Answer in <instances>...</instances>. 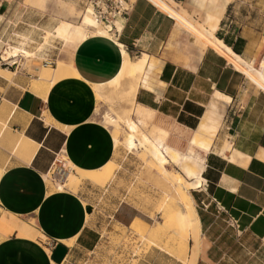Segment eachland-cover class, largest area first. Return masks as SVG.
Masks as SVG:
<instances>
[{
	"label": "crops",
	"instance_id": "obj_1",
	"mask_svg": "<svg viewBox=\"0 0 264 264\" xmlns=\"http://www.w3.org/2000/svg\"><path fill=\"white\" fill-rule=\"evenodd\" d=\"M16 2L0 0V29ZM118 21L116 39L66 35L69 63L57 62L76 74L53 80L45 92L26 75L0 74V210L10 223L24 218L28 226L11 225L9 235L0 230V264H61L70 252L94 246L97 230L78 193L48 191L45 174L60 160L89 170L112 160L114 139L94 117L91 85L116 76L119 44L132 60L145 55L131 117L158 147L197 168L189 178L179 173L199 179L194 189L207 197L201 211L195 208L200 231L223 212L240 233L264 242V83L234 69L231 54L212 38L263 72L264 0H133ZM117 214L136 232L145 227L133 211ZM212 241L201 235L197 264L221 257L210 250Z\"/></svg>",
	"mask_w": 264,
	"mask_h": 264
},
{
	"label": "rangeland",
	"instance_id": "obj_2",
	"mask_svg": "<svg viewBox=\"0 0 264 264\" xmlns=\"http://www.w3.org/2000/svg\"><path fill=\"white\" fill-rule=\"evenodd\" d=\"M84 1L43 0L42 5L32 4L26 0L16 2L11 9L12 14L0 29V56L8 43L16 46L24 42L25 47L35 48L36 57L18 55L19 61L15 60L6 71L0 68V74L5 77L16 73L26 75L32 81L33 89L45 92L48 84L44 80L54 74L55 79L59 78V71L63 70V66L57 60L62 58L59 60L69 63L70 49L53 34L48 37V43L43 42V33L45 29L53 28L60 35H68L71 25L80 24L82 12L86 11L83 9ZM25 6H29L30 9L33 6V8L25 10ZM35 21H37L36 25L30 24L36 23ZM95 27H97L95 23L89 25L90 30H94ZM45 56L52 57L55 62L52 65L42 64ZM10 58L16 59L13 56ZM0 66H6V64L0 61ZM52 68L56 69L55 73H52ZM38 75L40 80H36ZM117 105L116 98L111 101L103 98L96 102L94 117L106 124L110 130L111 125L106 123L103 117L114 120L118 115ZM120 123L117 127L119 138L117 142L114 141L115 152L110 160L113 163L110 177L102 183L81 179L74 190L86 206L87 222L97 230L96 242L92 248L76 249L75 252H70L61 264H183L163 247L154 244L148 238L147 232L155 227L157 232L164 227L169 228L170 231L179 227L177 220L182 214L180 205L183 208L184 200L178 193L176 184L161 172L154 161L143 158L140 149H129L122 143L125 126ZM224 143L226 144L227 141ZM224 143L220 148L221 153H223ZM159 149L168 161L166 165L168 170L178 171L186 178L197 171L194 164H180V156L172 155L160 147ZM209 151H202V153ZM203 160L204 158L201 161ZM196 161H200L198 157ZM68 168L67 164L60 160L52 166L48 174L56 184L63 179L54 178L53 172L56 169L67 171ZM189 194L194 208L201 211L203 205L201 200L206 202V195L201 196L198 189L189 190ZM120 208L124 209V215L127 217L132 211L137 213L139 218L137 222L146 223L142 232H136L116 220L117 210ZM2 212L0 210V230L5 235L11 233V225L28 228L24 224V218H15L17 223L13 222V224L10 223L11 218ZM201 231L202 240H213L210 242V250L221 256L214 260V264H264V242L244 232L240 233L223 212H218L216 221L211 227L207 230L201 227ZM33 232L35 236L38 235L37 231Z\"/></svg>",
	"mask_w": 264,
	"mask_h": 264
},
{
	"label": "bare ground",
	"instance_id": "obj_3",
	"mask_svg": "<svg viewBox=\"0 0 264 264\" xmlns=\"http://www.w3.org/2000/svg\"><path fill=\"white\" fill-rule=\"evenodd\" d=\"M26 1L32 4H36V5H42L43 3V0H26ZM71 9L70 11H72ZM93 23L97 25V27L94 28L93 32L90 31V29H88L87 32H85L87 26L89 28V25ZM116 26L118 29H120L119 21L116 23ZM114 30H116L114 26H110V24L101 23L94 17V15L92 14L90 10H86L85 12H82L80 24L76 26L71 25L68 34L76 35L78 33L80 35H83V34L88 35L89 33H99V34H104L105 36L107 35L108 37H112L116 39L115 36L113 35ZM206 32L212 36V33L209 30H206ZM50 34H53L54 36L60 38L63 41V43L65 42L66 35H60L56 33L53 30V28L45 29L43 33V42L47 41L46 43H48V37L50 36ZM212 38L214 39L216 43L224 47L226 51H228L231 54L230 60L234 66V69H237L239 71L246 70L249 73L256 74L259 77V79L264 83V71L259 72L257 70V67L249 64L248 61H246L242 56L232 52V50L229 47H227L223 43L222 40L216 38L215 36H212ZM23 44L25 43L23 42V43L17 44L16 46H13L8 43L7 45H5V48L3 49L2 56L4 58L13 56V58H16L15 60H17V62L19 61L18 55H21L24 57H32V58L36 57V52L34 50L35 48L29 49L25 47ZM119 45L121 47V51L123 54V63L118 73L116 74V76L113 77L110 81L105 82L104 84H93L91 86H93L94 94L97 100L106 98L107 100L111 101L112 99L116 98V101L118 103L117 117H115L114 120L103 117L104 121L110 124L112 127L111 133H112L114 141L115 142L118 141L119 136H118L117 127L119 123L122 121L121 123H123V125L125 126V133L123 135L122 143H124L126 147L129 149H133V148L140 149L142 151L141 153H142L143 158L154 161L160 168L161 172L172 183L176 184L178 193L184 200L183 208L180 205V208L182 209V212H181L182 214L177 220L179 227L177 226V228L173 231H170L169 228L167 229L164 227L163 230H159L158 232L156 230L157 227H155L153 230H149L147 232L148 238L154 244L159 245V247L160 246L163 247L165 251L173 254L183 264H197L199 254H200V249H201L200 248V237H201L200 221H199L198 214L191 202V196L189 194V190L197 188L200 185V180L199 179H196V180L186 179L178 171L172 172L168 170L166 168L168 161L163 156L158 145H156V143L153 142L149 138V136L140 128V126L131 117V112H132V108L134 104V96H135V92L138 86V79L143 69L145 55H142L138 60H132L131 58H129L125 50V47L122 44H119ZM0 68L6 71L8 70L9 67L0 66ZM55 71L56 69L52 68V73H55ZM70 73H72V75L76 74V72L74 71V68L69 67V66H63V70L59 71V77L66 76L67 74H70ZM54 76L55 74L44 80L48 84V86L50 82L55 80ZM36 80H40V78L38 77L36 78ZM228 146H229V143L227 142L222 148V151L227 149ZM68 167L69 168L67 169V171L64 172L63 181H57L56 184L51 180L48 172L45 174L46 185L48 187V191H51L53 189L55 190L56 188H59V189L69 188L74 191L81 179H87L95 183H102L106 181L107 178L110 177L113 171V163L110 161L106 163L105 165L97 169H93V170L82 169L73 164L69 165ZM177 212L179 213L180 211H177ZM177 215H180V214H177ZM72 240L73 239H70L68 241L66 240L65 242H67L70 245L72 243Z\"/></svg>",
	"mask_w": 264,
	"mask_h": 264
},
{
	"label": "built area",
	"instance_id": "obj_4",
	"mask_svg": "<svg viewBox=\"0 0 264 264\" xmlns=\"http://www.w3.org/2000/svg\"><path fill=\"white\" fill-rule=\"evenodd\" d=\"M133 0H85L84 1V10H90L94 17L104 24H110V26H114L116 30H114L113 35L117 36L120 29L117 28L116 23L119 19H125L130 9L132 8ZM82 9V10H83ZM1 62L6 64V67L12 65L15 62V59H11L10 57L2 58ZM55 60L50 56H45L42 59V64L44 65H52ZM65 170H55L53 173L54 178L61 180L64 178ZM47 241V240H46ZM51 244V241L47 242Z\"/></svg>",
	"mask_w": 264,
	"mask_h": 264
}]
</instances>
